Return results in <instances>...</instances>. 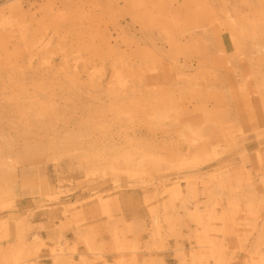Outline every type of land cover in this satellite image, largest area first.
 <instances>
[{
  "label": "rangeland",
  "instance_id": "374dc122",
  "mask_svg": "<svg viewBox=\"0 0 264 264\" xmlns=\"http://www.w3.org/2000/svg\"><path fill=\"white\" fill-rule=\"evenodd\" d=\"M43 211L115 264H264V0H0V264L47 262Z\"/></svg>",
  "mask_w": 264,
  "mask_h": 264
},
{
  "label": "crops",
  "instance_id": "0c3cea01",
  "mask_svg": "<svg viewBox=\"0 0 264 264\" xmlns=\"http://www.w3.org/2000/svg\"><path fill=\"white\" fill-rule=\"evenodd\" d=\"M120 199H122V195H120ZM122 216L126 223L130 222L129 210L125 207L124 203H120ZM37 217H39V221L32 222L34 225H38L37 228H40L37 231V235H39L44 244L40 246V249L37 253L42 255V260L47 261L43 264H53V253H51V249L54 247V243H59L60 246L64 248V258L66 262H70L71 264H115V260L119 257L118 253L104 251L107 248V243L111 241V236L109 235L108 229L113 226V223L108 222L105 216H101L98 218L90 219L84 222L80 227L71 226L63 231L60 229H56V225H58L57 221H55V225H52L49 218H47V212H37ZM136 219V218H134ZM134 221V220H133ZM133 225L135 228L143 227L142 223L139 221H134ZM42 226V227H39ZM121 225H118L120 228ZM125 228V226H123ZM97 233L100 236L96 239L89 240L87 238L88 234L91 232ZM182 233L186 234V230L182 229ZM60 235L61 238H60ZM60 238V239H59ZM129 240L132 244L141 245V249L135 252V259L137 264H142L143 260H158L163 262V264H168L169 260H176L175 251L177 245H184L187 248L189 241L186 238H175L171 237L168 239L167 244L168 247L163 250L157 251H145L142 248L148 243L151 245L152 242L148 241V237L144 234L141 236H129ZM90 248L99 249L94 252ZM58 251V246L56 248ZM132 253H124L122 257L127 261L131 258ZM173 264H177L176 261H173Z\"/></svg>",
  "mask_w": 264,
  "mask_h": 264
}]
</instances>
